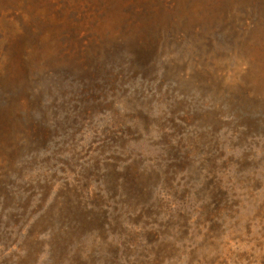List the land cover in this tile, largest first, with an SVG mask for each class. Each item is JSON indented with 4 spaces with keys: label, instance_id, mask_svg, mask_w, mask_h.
<instances>
[{
    "label": "rangeland",
    "instance_id": "obj_1",
    "mask_svg": "<svg viewBox=\"0 0 264 264\" xmlns=\"http://www.w3.org/2000/svg\"><path fill=\"white\" fill-rule=\"evenodd\" d=\"M0 264H264V0H0Z\"/></svg>",
    "mask_w": 264,
    "mask_h": 264
}]
</instances>
